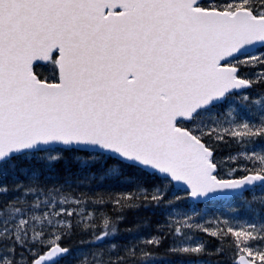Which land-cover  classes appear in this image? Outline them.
I'll return each instance as SVG.
<instances>
[{
	"label": "snow or ice",
	"instance_id": "obj_1",
	"mask_svg": "<svg viewBox=\"0 0 264 264\" xmlns=\"http://www.w3.org/2000/svg\"><path fill=\"white\" fill-rule=\"evenodd\" d=\"M0 264H264V0H0Z\"/></svg>",
	"mask_w": 264,
	"mask_h": 264
}]
</instances>
